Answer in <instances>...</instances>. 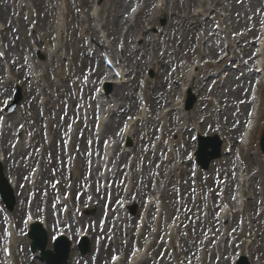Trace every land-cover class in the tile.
<instances>
[{
  "label": "bare ground",
  "instance_id": "6f19581e",
  "mask_svg": "<svg viewBox=\"0 0 264 264\" xmlns=\"http://www.w3.org/2000/svg\"><path fill=\"white\" fill-rule=\"evenodd\" d=\"M22 1L23 0H0V30L3 28V39L0 41V52H4L7 55L9 59V73L12 75L11 80L6 78L4 70L5 67L3 66V62L0 60L1 110L3 111V107L9 103L8 98L14 93L15 84L18 88L17 94L19 96H24L18 109L19 114L7 117V125L5 126L3 141L0 144V154L4 157L2 162L5 165V174L14 180L12 186L14 187L17 201L15 211L12 213L13 219L11 218V226L13 227V229H11L15 231V236L13 235L11 240L2 235L3 215L0 212V239L1 243L4 242L6 245H13L15 238L18 240V237H16L18 235L17 232H19V235L21 236L22 233L29 227V221L27 220V224L23 221L27 209L26 201L28 192L31 190V183L28 179V175L37 165L40 166V172L37 175L33 203L32 206L29 207L31 212L30 220L32 223H40V220L37 219V217L41 214V204L44 202H54L55 197L59 194V192L62 194L65 188L71 191V198L67 201L72 210L76 211L77 208H80L81 210L84 209L87 212L94 210V208L88 203V192L86 189L89 184L96 182L98 176L95 172V164L91 165L88 162L91 161L94 151H96V148L99 147L101 142L97 139V136H94L95 139L92 136L94 135L93 125H95V123H93L91 119L86 122L82 112L87 110L90 105V108L87 111V113H90L93 109V103L96 100L95 96L99 98V95L94 94L93 96V92L97 89V87L93 88L92 85L85 87V83H82V78H90L93 80L95 78L102 76L106 77L108 75L109 79H113L112 81L115 84L113 98L115 99V102L120 105V109L124 111L120 116L114 112L116 118L113 122L103 129L104 125L102 121V124L99 123V127H101V130L103 129L102 134L106 133L110 137H116L119 139L121 137V135L119 137V129L123 119H126V117L136 112L139 109V104L141 103V95L139 92L140 88L137 85V81H139V78L143 77L144 72L148 67L155 69V66L152 67L150 65L158 63L156 60L160 57L157 56L156 51H158L161 47L160 44L156 42L153 43L152 39H149V42L147 40L145 41L148 45H145L144 43V49L138 48L136 45L132 47L131 45L132 39L141 36L140 34H142L143 31L146 32V30L145 27L137 29L140 26V20H138L139 24L136 26L137 28L130 23L131 20L128 19L129 5L133 3V1H144L148 9L144 7V11H141V13L147 14L146 10L150 9L152 19L156 20L157 14H153L152 11V5H154L155 1L107 0L108 8L104 9V11L108 14L107 28L110 34L109 39L112 43L111 48H108V50H110L113 54L118 55L116 48L120 47L119 45L121 43L123 44L122 60H118L126 65L124 68L126 73L125 78L127 77L128 79H131V82L126 85L124 84L125 81H123V79L119 81L114 76H110L111 74L107 68L101 64L98 63L96 69L95 65L97 63V59L91 57L90 52L93 49L94 43L95 45L100 46L101 49L103 48L108 52L106 49V42L104 44L99 43L100 40L96 35L95 28L88 20V17L91 16L90 5L92 0H60L62 6L58 5L57 2L59 1L57 0H27L28 4H31V15L30 13L29 15L23 13L27 7H22ZM103 1L106 2L105 0ZM262 1L263 0L228 1V5L231 8H235L233 22L230 29L232 32L236 33L241 31L247 32L246 36L242 35L241 38L233 39L234 43L238 42L236 49L231 46V50L234 54L232 59L236 60L237 63L243 67L241 70L244 71L241 73L243 75L241 77L236 76L237 73H232L231 69H227L226 72L229 73V76L225 86L227 87L228 92H222L220 97L225 103V111L223 113V117L225 118V121L223 122V131L225 132V135L229 136L230 144H233L235 134H238L241 130L247 129V127L242 125V122L247 117L249 112L248 107L250 103L247 99V91L249 83L253 78V74L250 71L251 66L248 63L253 61L251 45L255 35L257 36V25L260 20V12L263 8ZM14 7L16 9L15 12H13ZM197 7L201 8V11L197 13L196 17H193V11ZM222 7H224V3L221 0H211L210 4L204 0H167L165 6L161 10L162 13L158 14L164 17L166 16L167 10L169 8L171 9L170 13L167 14L169 22L166 28V32L170 36V43L175 44L176 42H179V39L181 38V41L185 45V50H183L185 51L183 52L184 57L191 59L192 52L189 41L196 39L197 30H199L198 27L208 30L212 26V21H210V19L207 22H203L200 20L199 16H205L208 12L213 11V14H215L216 18H218V12L222 9ZM61 10H63L62 13ZM204 13L206 14L203 15ZM84 16L87 17V20ZM61 17H64L65 21L63 22V20H60V22L56 23L55 21ZM181 31L182 34H180ZM88 38H91L90 46L85 47V40H88ZM56 40H59L60 43V46L58 47L52 45V42L54 43ZM243 40L247 41L245 45L242 44ZM147 46H150V48L152 47L154 58L151 61L148 60V56H145ZM36 47H39L38 49L45 48L43 52L47 53L49 56V59L46 62V69L43 71L40 70V63L37 61L35 62L34 58L30 59L32 55H35ZM49 48L54 49L53 53L49 51ZM98 49L99 48H95V53H98ZM61 52L62 54L59 55ZM172 56L176 59H180L181 57L180 54L176 53L175 49ZM199 56H202L205 59H217L218 53L216 54V48L213 45L208 44L203 51H200ZM168 58L169 55L165 57L162 71H160L159 74V81L154 87L149 85L146 87L147 91L150 93L152 108L153 106L161 107L171 102L173 88L170 85L173 81H177L178 76H175V73L172 74L171 70H169ZM232 59L228 58L222 62L220 61V64H224L227 60L232 61ZM65 61L69 62L68 70L66 69ZM205 66L208 69L212 65L211 63L206 62ZM178 67V70H181V66L179 65ZM244 68L246 69L244 70ZM39 70L42 71V73H40ZM37 72L40 74L39 83L32 79L34 77L27 78L28 73L30 75ZM51 73L58 76L59 80L56 81V78L54 79ZM186 77V74H184L179 78V81H186ZM24 78L27 79L25 80ZM68 79L74 81L72 90H74L75 93L71 97L68 96V92L70 91L67 86ZM100 85L102 86L101 83ZM173 85L175 86V83H173ZM187 85L191 88H201L200 86L197 87L195 85L194 80H191L189 83L185 82V86ZM207 90L208 89L206 87L203 89L201 88L200 90V95L203 94L202 97L204 99L208 96ZM48 94L49 96L46 100H41L42 96H47ZM65 97H67L66 100ZM5 99L7 100V103H3ZM204 99L201 101H205ZM96 104L99 103L96 102ZM78 105L80 106L79 109L76 108ZM106 105L110 107V103H107L104 106ZM67 107H70V111L68 113L67 110H65ZM208 108V106H205L201 109L206 111ZM201 109L195 110L194 112L198 113V111H200L203 115V111ZM80 112L81 114L79 117L76 114ZM45 117L48 134L44 130L43 120ZM95 117L96 116H93V119H95ZM72 119L80 120L76 121L73 125L76 126L75 129L77 134L83 133L85 139H75L76 135H73V142L71 144L74 146L73 151L71 150L70 152L72 158H69L65 152H69L70 150H68L66 144L63 143V135L65 128L70 124ZM210 122L213 124L214 119H210ZM128 123L130 124L132 122ZM19 125L24 127L22 134L24 132H29L27 137L28 142L22 143L24 137H21L20 141L15 145L16 141L13 138V131L21 133ZM167 130L168 127L166 131ZM66 133L67 137L70 138V133L67 130ZM147 133H149V135L152 134L151 131H141V133L138 134L139 140H141L140 135L142 137ZM44 134L46 137L48 136L47 139H45ZM126 134L124 131V135ZM128 137H131L130 132ZM125 138V136L122 137V142ZM186 138V142L183 138L185 145L181 141L178 143L179 155L186 154V149L193 143L192 136L190 134H188ZM28 144L29 147H27ZM90 149L92 151V155L89 152ZM133 154L136 155L135 157H137V160L145 157L146 163V165H144V178L141 179L140 177H137V180L135 179V184L131 190L132 193H130L131 198L132 195L135 194L136 199L133 201V205L136 206L137 203L143 205L146 197L151 194V170L155 165V157L151 155L150 150L144 149L143 146L135 148ZM172 157H174V155H172ZM124 158L121 162L124 161ZM65 164L69 165V168H72L69 171L71 172V178L74 179V182L70 185L66 184L65 174L67 171L65 173ZM178 169L180 170L181 177L179 187L176 191H174V188L172 187V189L166 191L164 195L167 205V214L169 217L173 216V213H176L178 208L174 198L175 192L181 193L185 205H187L183 209V205H181V211L178 213L181 219L184 216L186 217L185 226L193 228L192 235L189 234L184 240V245H182L184 246L183 255L191 261L194 257V250L197 252V250L202 249L208 259H206L204 264L214 262V258L217 257H219L217 264H228L227 258L229 247L224 246L218 248L217 246L212 249V246L210 245L212 244L214 246L213 240L211 241L210 239L207 245L202 240L200 241L201 235H204L207 232H209V234L211 233L212 235L210 237L215 239L219 233L221 234V230H219L215 219L216 205L218 203V199L215 197V188L220 182L216 180L217 178L213 179V174L211 172L210 178L206 183L199 180L197 181V191L203 194L208 193L212 197L209 203L210 215L207 218H203L202 216L198 217L200 215L199 211L202 209L203 202L198 199L194 200L191 189V175H189V167L180 165ZM220 173L221 179L224 180L225 171L220 170ZM168 176H172V173ZM55 177L63 180L59 182L58 189L52 185L51 182ZM122 178L123 171L116 174L115 179ZM259 178L261 180L264 179V172L260 171ZM232 183L233 179H231L230 175L229 180H226L224 184L230 188ZM112 193L115 202V200L122 195L121 187L119 186L116 189L113 188ZM86 204L87 207L82 208V206H85ZM122 204L129 205L126 199ZM102 209L103 208L100 210L97 209L99 211L97 212L96 217L92 219L93 223L86 216L73 218L71 227L72 231H69L70 234L68 236H66L65 233L58 232L59 229L64 226L56 228L54 226L52 213L51 211H48L47 218L50 222V228H47L46 231L49 240L47 249H51L54 246V237L58 234L61 233L67 238L74 237V234L78 232V228H81L83 229L82 231L85 230L89 233L92 241L97 243L101 241V245L97 244L98 248L94 250V254L91 258L92 261L89 264H113L110 263L108 259L115 251H119L126 255L130 249L132 235L131 228L127 227L125 231L127 241L124 243V238L121 235V230L123 233V229H118L119 226L115 224V220L112 221L111 218H108L107 221L110 224L109 229L115 235L114 238L111 239L106 232H102L97 227V219L101 217ZM119 220L123 226H129L135 222L134 218L128 219L127 221L123 218ZM61 224H63V222H61ZM258 224H260V222H258ZM77 236L79 237L78 234ZM210 237L207 238L209 239ZM29 243L30 241L28 237H24L19 239L18 243L15 244V247L16 245L18 247L16 249L17 254L19 253L22 255V264H32L33 260L27 253ZM75 243L76 241L72 240V256L75 255ZM174 246L175 244L172 243V247ZM152 249V253L157 257L161 254L160 264H169L168 257L163 253L164 248L160 249V240L158 238L152 245ZM220 250H222L223 254H221ZM17 254L16 252L14 253L15 260L17 259ZM175 255L177 258L181 257V254L178 252H176ZM261 255H264L263 251H261ZM235 257H233V261ZM3 259L6 260L4 255ZM127 260L128 259L126 258L125 262ZM143 260L139 264H151L149 258L145 259V261ZM34 263L38 264L37 262ZM122 263H124V261ZM83 264L86 263L84 262ZM257 264H264V262H258Z\"/></svg>",
  "mask_w": 264,
  "mask_h": 264
},
{
  "label": "rangeland",
  "instance_id": "374dc122",
  "mask_svg": "<svg viewBox=\"0 0 264 264\" xmlns=\"http://www.w3.org/2000/svg\"><path fill=\"white\" fill-rule=\"evenodd\" d=\"M207 1L209 2L210 0H207ZM101 2H103V1H101ZM152 2H153V0H152ZM155 4H156V2H155ZM103 6H104V8L107 9L108 2H104ZM132 7H133V4L131 3L129 5V8H132ZM146 9H148L147 5H146ZM152 9H153V5H152ZM99 11H100V7H99ZM168 11L170 13L171 9L169 8ZM146 12H147V14L142 15V14L139 13V9H137L136 11L132 12L131 17H135V16L139 15V18L141 19V22H142L140 26H143L144 23L146 25L152 19V17H151L152 13H150V9L146 10ZM222 14H225V12L223 11ZM103 15H105V14H103ZM95 17L96 18H95V21L93 22V24H94L96 30H98V32H100L101 36H106V34L102 33V29L105 28L104 20H102L99 15H96ZM129 19H130V16H129ZM168 21H169V19L167 17L158 16L157 19L154 22L152 21V26L151 27H153L155 30L164 29V28L167 27ZM260 22H261V19L259 21L258 27L260 25ZM218 23L219 22L217 20L214 25H216ZM137 29H136V31H137ZM214 34L215 33L212 30L211 31V36H213ZM227 34H229V33H227ZM235 35H236V33H235ZM148 37L153 40V43L156 42V43H160L161 44V47L158 50L159 52L158 51H156V52L159 55V57L162 58V63L164 61L163 60V56L166 57L167 55H169L168 60L173 59V61L169 62V68L171 69V73H175L177 76L180 75V77H182L184 74H186L187 72L190 71V68H192L193 69V73H194V78L193 79L196 81V85H197L198 82H200L202 79H204L208 75L217 72V71L208 72V70H206V69L203 70L202 67L200 69L197 68L196 65H195V63H196L195 60L197 59V57H192L191 61L186 60L185 59L186 57L184 58V53H183L185 51H182V53L180 54L181 55L180 59H176L175 57H173L172 56L173 55V51H174V49L176 50L175 47H176V45L178 43L177 42L175 44L170 43L169 42L170 36L168 35V33H165L164 35H158L157 36V32L154 31V33L150 34V36H148ZM257 37L258 36L255 37L253 42H256ZM192 42H193V40L190 42V47L192 45ZM195 42L196 41H194V43ZM137 44L142 46L143 41L137 40ZM54 45L60 46L59 40L58 41H54ZM254 46H255V44L252 46L253 49H254ZM182 48H183V46H182ZM44 50H45V48L38 49V50L35 51V59H36L37 62H39L41 64V70H44L46 68L45 64L47 62V57H48V55L45 52H43ZM149 51H150V46H147L146 47V51H145L146 54H148ZM94 52L95 51L93 50V53ZM222 52H223V50L219 51L218 57L220 56V54H222ZM117 54H118V50H117ZM95 58H97L100 61V63L103 64V58H102V53L101 52L99 54L97 53ZM148 59H149V57H148ZM150 59H152V58L150 57ZM212 61L215 63L216 60L215 61L212 60ZM181 62H182V64H181L182 68H181V70H178L179 69L178 66H179V64ZM202 65H204V64H202ZM235 67L238 68L237 64L235 65ZM235 72H239V71L236 70ZM155 73H156L155 70L149 68L144 73L147 76L145 79L148 78L149 81L153 82L155 80V78H156V74ZM52 76H53V78H55V74H52ZM86 81H87V79H86ZM85 83L87 84L88 81L85 82ZM97 83H98L97 79L92 82L93 86H95V84H97ZM170 86L173 88V94H172L171 103H170L171 106H168L170 104H168L167 107H165V106H161V107L153 106V108L150 109L149 107L147 108V105H144L143 110H145V116H146V118H147V116L150 117V120L148 122H145V124L140 123L138 126L137 125L135 126V128L138 129V131H140V132L142 131V129H146V131H148L150 129V124H151L150 122H156V124H155L156 127L154 128L156 131L152 135L153 137L151 136L150 140H149L148 137L150 135H146V139H144V143H145V140L147 141V148L151 149L153 151H156L155 163L159 159L160 154L164 153L165 148H166V144H165V145L162 146V148L158 149V145L160 144V141L158 142L157 131H158V127H159V124H160V114L161 113L165 114V116L161 120L163 125H166V127H168V126H171V125L175 124V128H176V130L174 131L175 135L171 134L167 138L166 143H168V140H172L171 142L176 144V142L180 140V133L178 134L179 130H183L184 127L185 128H189L190 127V129L191 128H197L198 127V123L202 119L206 120V123H204V125H203L205 134L206 135H212L214 133V131L211 132V128H212L211 126L208 128L209 130L206 131L205 130V125L209 123L208 122L209 121L208 118L210 117L209 115L213 111H215V108H213L211 102H214V103L217 104V102L215 100H217V99L219 100L220 99V97H218V94L214 95L212 93H209L210 96L206 99V103L208 102V107H209V112H208L207 115H199L200 113H198V115H196V114L194 115V110H198L200 107L203 108L205 106V104H206V103L205 104L203 103V105H202L201 96H199L198 89L190 88L192 93H193V95H194L195 102H194L193 107L190 110H187L186 102H187V98H188V90H187V88H184V83L183 82H179V83H175V86L172 85V84ZM211 87L212 88L214 87L216 89V90H213L216 93L220 89L219 87H215L214 84H212ZM112 90H113V88H112ZM223 91L225 93H227V89L223 90ZM112 93H113V91L110 93L111 96H112ZM247 93H248L247 94V99H248V96H249V93H250V88H248ZM216 97H218V98H216ZM181 100L185 102V103H182V105L179 104V102H181ZM173 103L177 104L176 105L177 106V110H174L172 115L167 116L168 115L167 113L171 110V108L175 109V107H173ZM9 105H11V104H9ZM9 105L5 106V108L9 107ZM117 110H118V107H117L116 111ZM137 112H135V113H137ZM14 113H16V112H14ZM135 113H132V115L135 114ZM148 113H149V115H148ZM189 113H190V115H188ZM203 114H204V111H203ZM193 115H194V117H193ZM261 117H262L261 118V124H260L259 129L257 130V132H256V134L254 136V139L252 140V147H250L249 150H246V149H244V148H242L240 146L242 148V150H243V155H242V150L240 151V149L238 147V148L235 149V152H234L233 155H231L230 157H226V156L224 157L223 156L222 159H220L221 161H218L217 163L215 162V165H213L214 167H216V165L218 164L217 165V169H220L222 167L224 169V171H225V175L226 176L231 175V179L234 178V184L236 183L235 179L237 178V173H238L237 169H236V162H241L242 163L243 170H245V174H252V173H254L255 170L257 171L259 169V167H261L263 169V171H264V155L259 151V149H258V152L256 150L259 147L260 136H261V134L263 132L264 106H263ZM221 119H222L221 120L222 122L225 120L224 117H222ZM146 127H148V128H146ZM217 130H218V128H217ZM218 134H220V133H218ZM221 137L226 140V144L229 143L228 136H223L221 134ZM138 138L139 137H138V134H137L136 135V139H138ZM133 141H134V144H133V142L129 143V144H126V148H127L128 151H131L133 148L135 149V147L137 146V141L135 139ZM235 143H236V141H235ZM195 147L196 146L193 143V145H191L188 148V151L190 152L192 149H195ZM230 149H231V146L227 145V147L225 148V152H229ZM122 151H123V149L119 147V145L117 144V141H116L114 147L111 150V160H113V162H114V164L110 168V170L113 171L112 175L115 174L117 169H119L118 164L120 163V162L117 163V161L115 160V156H119L121 158ZM238 152H240V155H241L240 157H238V155H239ZM236 153H237V155H236ZM224 158L231 159L230 162L232 164L230 163V167H229V162H227V164H226ZM223 161H224L225 164L222 163ZM157 163L160 166L159 160H158ZM221 163H222V165H220ZM219 165L221 166L220 168H219ZM232 166H234V167L232 168ZM250 166H253V167H252V169L249 170L248 168ZM122 167H125V166H122ZM191 168H192V171L194 172L192 164H191ZM172 169H174V165L171 164L168 167H166V172H169ZM208 170L201 171L200 174L204 175V173H206ZM95 172L98 174L99 177L101 176V166H100V164H99V166H98V168H97V170ZM195 175H197V174L195 173ZM152 177H153L154 184L156 186V192H158L159 190H161L163 192L167 188V184L166 183H167V180H169L167 178V176H164L162 178V177L159 176L158 172L154 171V174L152 173ZM193 179L195 180V178H193ZM199 180H202V176H200ZM56 181H57L56 178L52 179L53 183H55ZM195 181H193V182H195ZM99 184H100V181L98 180L97 181V190H99ZM151 184H152V179H151ZM191 188H192V190L195 189V186H194L193 183L191 185ZM263 188H264V182H261V180L256 181L255 182V186L250 190V194L252 195L256 191L257 192V199L254 202V204H252V207H250V205L248 203L249 202L248 198H250V197H247L246 198V205L249 206L248 207L249 209L254 208L255 205L260 208L259 210L257 209V212L255 211V213L251 211V214H252L253 219H259L260 224L259 225L257 223H255V224L261 229V231L264 232V190H263ZM217 190H218V188H217ZM221 190H222V188H221ZM225 190H226V197L229 198V196L232 194V192H233V195H235V186L233 188H229V189L226 188ZM217 195L223 196V198L225 197V194H223L222 191H218ZM157 196H159V195H157ZM260 199H262V203H260ZM104 200H105L104 198L100 199V200L98 199V201H100L101 203ZM93 201H96V199L94 197H92L89 200V202H93ZM119 203H120V200L117 199L116 204L114 206L116 215H117V212H118V207H120ZM15 206H16V203L14 205V210L13 211H15ZM94 207H96V206L94 205ZM114 207H113V209H114ZM242 207L243 206H241V207L237 206V207H235V210H238V209L242 210ZM4 208H5V206L0 202V211H2ZM97 208L100 210L101 206L100 205L97 206L96 209H94V211L92 210V211H90V212H88L87 214H84V215L88 216L90 219H93V217L97 214ZM140 208L141 207H139L138 210L134 208L133 209L134 212L132 211L128 215V217H138L139 216V212H140ZM158 209L160 210V208H158V206L155 207V205H154L153 208H152V212L149 213V221H148V226L149 227L146 230L145 234H147V233H149L151 231H155L156 233H158V236L160 237V242H161L160 249H163L162 246L165 249H167V247H169L168 246V241L169 240H167V247H166V245L164 244V239L165 238H163L162 236H164L166 238L172 237V234L167 231V228H168L170 222H173L175 220V218L171 219V220H167V217H164V218L161 219L160 216H159V213H158ZM203 209H204V207L202 208V212H203ZM217 209H218V207H217ZM110 211L111 210L109 209L108 204H107L105 211L104 212L102 211L101 217L99 218V220L97 222V227L99 229H102V231L105 228L107 229V227L109 225V224L107 225V222H102V221H107V217H112L113 214H111ZM161 211H162V207H161ZM4 213L6 214V212H4ZM164 213H165L164 215H166L167 211L164 210ZM5 214H4V216H5ZM4 216H3V218H4ZM25 217H26V215H24V219H25ZM24 219H23V221H24ZM112 219H114V217H112ZM116 219H117V217L114 220H116ZM139 219L142 220L141 216L139 217ZM146 220H147V218H145V221ZM238 220L240 221V223L243 222L245 224V228L247 227L245 229V231H243V228H241L240 230H237L238 232L235 231V235H236L237 239L239 240L237 242L238 245H241L242 242H245V245L251 246V244L249 242L255 240L258 237V235L261 238V234H260L259 229L257 228V226H255V228H253L254 227V225H253V227H252L251 221H250V217H249V214L247 213V211L244 213V215H243V213L241 211L240 218ZM136 223H137V219L135 220V222L132 225H129L132 228L133 232H134V230L136 228ZM120 228H121V226H120ZM190 228L191 229H189L186 226L185 229H184V233L187 234V235H189V234L192 235L193 228L192 227H190ZM164 229H166V230L164 231ZM2 230H3V234H5L4 224H3V229ZM103 232H106L111 237V239H113L114 236H115L110 229H107L106 231H103ZM160 233H161V235H160ZM121 235H122V237L125 238V236L122 233H121ZM148 235H150V234H148ZM263 236H264V233H263ZM201 237H202V235H201ZM201 237H200V239H201ZM126 240L127 239L124 240V243L126 242ZM0 245H1V243H0ZM262 245H263V250H264V242H263ZM169 248H170L169 251L171 253L173 251V249L171 247H169ZM28 249H29V247H28ZM132 249H133V245L130 247L129 254H131ZM29 251H30V249H29ZM90 251H91V243H90V240H89V251H88V253L86 255H89ZM198 253H201L199 255L204 256L203 252H197L196 253L195 250H194L195 257L197 256ZM30 254H31V258L33 259L34 262L37 261L38 264H42L41 261L37 260V258L34 257L35 254L31 253V251H30ZM116 255H120V252L119 251L113 252V254H111V258H109L108 261L110 260V262H112L113 257H116ZM160 255L158 257L159 261L161 260ZM231 256L232 255L230 254V258H231ZM79 257L80 258L82 257L81 250L80 251L79 250L76 251V254H75V256L73 258L75 260L76 258H79ZM146 257L150 259V261H151L150 263L151 264H153V262L156 263V264H159L157 259H156L157 256L153 255L150 251L146 254ZM1 258H2V251L0 249V264H1V261H2ZM194 260H195V258H194ZM194 260L192 261L193 263H194ZM218 261H219V257L214 258V262H210L209 264H217ZM227 262H229V258H228ZM173 263H175V262H173ZM169 264H170V262H169Z\"/></svg>",
  "mask_w": 264,
  "mask_h": 264
},
{
  "label": "snow or ice",
  "instance_id": "6c2138e0",
  "mask_svg": "<svg viewBox=\"0 0 264 264\" xmlns=\"http://www.w3.org/2000/svg\"><path fill=\"white\" fill-rule=\"evenodd\" d=\"M153 7H155V5H153ZM133 11H135V9H133ZM119 46L122 48V47H123V44L121 43ZM2 56H3V53H0V57H2ZM117 75H119V74H117ZM3 103H7V100L5 99V100L3 101ZM126 127H127V125H125V128H126ZM233 199H235V198L233 197ZM28 219L30 220L31 217L29 216ZM25 224H27V221H25ZM22 234H23V233H22ZM113 259L115 260V257H114Z\"/></svg>",
  "mask_w": 264,
  "mask_h": 264
},
{
  "label": "water",
  "instance_id": "95a60500",
  "mask_svg": "<svg viewBox=\"0 0 264 264\" xmlns=\"http://www.w3.org/2000/svg\"><path fill=\"white\" fill-rule=\"evenodd\" d=\"M263 148H264V137H263Z\"/></svg>",
  "mask_w": 264,
  "mask_h": 264
}]
</instances>
